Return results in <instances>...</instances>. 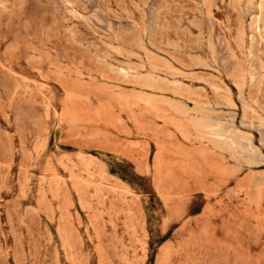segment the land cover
Instances as JSON below:
<instances>
[{
  "label": "rangeland",
  "instance_id": "rangeland-1",
  "mask_svg": "<svg viewBox=\"0 0 264 264\" xmlns=\"http://www.w3.org/2000/svg\"><path fill=\"white\" fill-rule=\"evenodd\" d=\"M0 264H264V0H0Z\"/></svg>",
  "mask_w": 264,
  "mask_h": 264
}]
</instances>
